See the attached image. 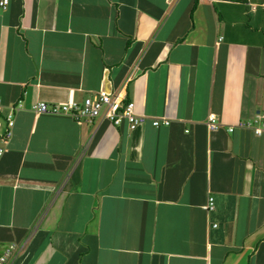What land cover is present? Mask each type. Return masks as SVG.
Listing matches in <instances>:
<instances>
[{
	"label": "crops",
	"instance_id": "crops-1",
	"mask_svg": "<svg viewBox=\"0 0 264 264\" xmlns=\"http://www.w3.org/2000/svg\"><path fill=\"white\" fill-rule=\"evenodd\" d=\"M102 90L147 123L34 112ZM0 99L22 105L0 126L13 264H264V137L227 131L264 113V0H11Z\"/></svg>",
	"mask_w": 264,
	"mask_h": 264
},
{
	"label": "built area",
	"instance_id": "built-area-1",
	"mask_svg": "<svg viewBox=\"0 0 264 264\" xmlns=\"http://www.w3.org/2000/svg\"><path fill=\"white\" fill-rule=\"evenodd\" d=\"M178 1L165 0L168 6V12L176 6ZM10 3L11 0H0V8L6 10L10 6ZM21 107V103L6 105L0 99V126H4L5 128V132L1 135V142L4 144H8L14 134L16 114L20 111ZM5 110L7 112L3 114ZM34 112L38 116L43 114L67 115L78 123H93L96 119H102L110 121L115 126H119L123 120H127L131 130H136L149 120L144 115L136 114L135 104L133 102L125 104L124 97L119 93L113 94L103 90L96 97H87L81 103L72 101L50 106L46 102H39L34 107ZM151 123L154 127L169 126L171 120L166 117L152 118ZM206 126L211 132H216L223 128L216 114H210L208 116ZM236 129L248 130L256 136L264 137V113L259 112L251 119L241 120L236 125L227 127L229 133L235 132ZM5 152L6 150L0 147V159L4 156ZM206 209L208 211L214 209L213 198L209 199ZM19 252L20 249L18 246H10L0 255V264H13Z\"/></svg>",
	"mask_w": 264,
	"mask_h": 264
},
{
	"label": "trees",
	"instance_id": "trees-1",
	"mask_svg": "<svg viewBox=\"0 0 264 264\" xmlns=\"http://www.w3.org/2000/svg\"><path fill=\"white\" fill-rule=\"evenodd\" d=\"M196 7H197V4H195L194 7H193V10H192V12H191V17H192V15H193V11L195 10Z\"/></svg>",
	"mask_w": 264,
	"mask_h": 264
}]
</instances>
